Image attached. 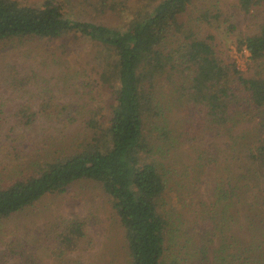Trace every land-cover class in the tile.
<instances>
[{
	"label": "trees",
	"instance_id": "trees-1",
	"mask_svg": "<svg viewBox=\"0 0 264 264\" xmlns=\"http://www.w3.org/2000/svg\"><path fill=\"white\" fill-rule=\"evenodd\" d=\"M74 1L0 0V47L69 34L97 45L102 79L116 96L108 139L95 133L29 157L22 136L3 131L0 112L1 147L12 164L0 172V222L85 180L102 186L120 217L126 264H264V123L233 133L264 116V21L236 43L257 67L248 77L204 35L208 16L190 13L200 0H144L131 29L121 31L68 18ZM102 6L105 13L118 7ZM238 7L253 16L264 0H238ZM17 79L9 76L11 86L25 87ZM42 111L77 123L71 107L55 100L43 102ZM37 116L33 106H21L10 132L35 126ZM101 126L86 122L94 132ZM210 137L226 139L224 161L220 149L202 146ZM53 228L56 235L44 240L57 261L93 246L78 219ZM9 256L15 264L41 262L17 243Z\"/></svg>",
	"mask_w": 264,
	"mask_h": 264
},
{
	"label": "rangeland",
	"instance_id": "rangeland-1",
	"mask_svg": "<svg viewBox=\"0 0 264 264\" xmlns=\"http://www.w3.org/2000/svg\"><path fill=\"white\" fill-rule=\"evenodd\" d=\"M103 3L118 7L113 12L105 13ZM122 3L125 6L123 10L119 6ZM145 5L144 0H75L67 5L65 11L70 19L103 24L121 31L131 29ZM263 10L251 16L239 10L238 0H200L191 7L190 13L194 17L208 16L209 19L203 23L204 35L214 36L219 53L235 62L244 75L251 77L255 75L257 67L246 49H238L236 43L240 38L257 32L258 24L264 21ZM230 25L234 31L226 30ZM99 51L100 48L91 40L75 34L59 40L10 42L0 47L2 129L7 136L15 132L22 136L29 157L52 153L60 144L65 145L76 138H88L95 133L101 140L107 141V117L116 96L112 91L113 85L102 79ZM9 76L19 81L25 79L27 84L22 88L13 87ZM49 100L71 107L77 123L69 126L64 116L58 117L53 111L43 113V102ZM24 105L33 106L38 112L35 126L10 132L14 126L12 116ZM90 119L101 123L102 129L97 132L87 130L86 122ZM255 123L263 124L264 116L252 124L240 126L233 133L253 131ZM225 142L224 137H210L202 146L220 149L222 162L226 158L223 151L228 149ZM189 155L191 158H187V165L194 158L192 152ZM10 163L11 159L6 157L0 141V172H10ZM200 178L203 180V193L207 187L206 176L201 175ZM66 219L84 222L93 246L64 261H57L44 239H47V235L53 239L56 235V232L52 233L56 230L53 227L56 228L57 223L59 225ZM195 219V216L190 218L191 221ZM15 243L35 251L40 264H72L73 260L82 264H126L128 261L124 230L110 198L100 184L85 180L72 184L65 193L47 196L35 206L0 222V264H15L10 256L7 258L9 247Z\"/></svg>",
	"mask_w": 264,
	"mask_h": 264
}]
</instances>
